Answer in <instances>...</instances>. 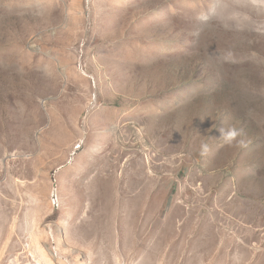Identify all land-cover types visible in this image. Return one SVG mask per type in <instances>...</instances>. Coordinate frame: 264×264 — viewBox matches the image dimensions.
I'll return each mask as SVG.
<instances>
[{"label": "rangeland", "instance_id": "obj_1", "mask_svg": "<svg viewBox=\"0 0 264 264\" xmlns=\"http://www.w3.org/2000/svg\"><path fill=\"white\" fill-rule=\"evenodd\" d=\"M254 1L0 0V264H264Z\"/></svg>", "mask_w": 264, "mask_h": 264}, {"label": "clouds", "instance_id": "obj_2", "mask_svg": "<svg viewBox=\"0 0 264 264\" xmlns=\"http://www.w3.org/2000/svg\"><path fill=\"white\" fill-rule=\"evenodd\" d=\"M197 19H198V20H201V21H206V20L208 19V16H206V15H201V16H198ZM237 134H238V133H237L235 130H233V131H231L230 133H228L227 138H228L229 140H231V139L234 138Z\"/></svg>", "mask_w": 264, "mask_h": 264}, {"label": "bare ground", "instance_id": "obj_3", "mask_svg": "<svg viewBox=\"0 0 264 264\" xmlns=\"http://www.w3.org/2000/svg\"><path fill=\"white\" fill-rule=\"evenodd\" d=\"M234 1H235V0H234ZM249 2H250L251 4H253V3L256 4V2H255L254 0H249ZM249 2H247V3H249ZM75 257H78V256H75Z\"/></svg>", "mask_w": 264, "mask_h": 264}]
</instances>
